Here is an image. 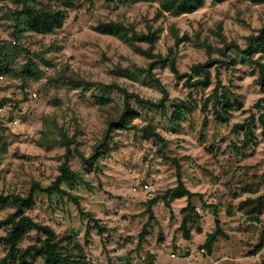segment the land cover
<instances>
[{
    "label": "rangeland",
    "instance_id": "374dc122",
    "mask_svg": "<svg viewBox=\"0 0 264 264\" xmlns=\"http://www.w3.org/2000/svg\"><path fill=\"white\" fill-rule=\"evenodd\" d=\"M36 1L65 10V25L48 35L34 34L21 25V40L17 41L12 12L19 6L16 0H0V43L10 44L13 68L20 74L32 60L34 72L40 76L38 80L8 76L0 80V147H7V153H0V194L26 197L34 182L51 185L67 151L40 144L46 139L60 140L61 133L77 136L76 148L85 158H91L104 140L110 121L123 110L124 91L152 101L162 99L155 83L142 71L149 67L150 60L118 38L94 30L98 24L109 22H121L138 33L147 34L151 29L159 32L154 53L167 57L173 50L181 73H191L193 65L210 58L231 63L219 68L234 107L229 122L216 121L211 107L202 111V102L213 87L189 90L167 65H160L153 74L169 92L167 115L134 101L132 105L141 116L134 123L139 127L155 125L166 143L145 140L142 133L133 130L114 131L100 150V158L84 162L76 153L69 156V166L79 177L71 185H63L67 195L38 193L27 215L50 226L59 238L75 235L91 264H264V249L253 253L260 242L264 213L256 222L247 210H240L244 202L264 194V132L257 122L255 141L245 147L243 131L233 130L251 115L258 120L260 111L254 106L264 95L255 62H264V54L257 53L250 60L231 50L224 58L220 38L221 34L227 42L245 49L248 37L264 27V2L229 0L216 4L209 0L192 15L173 17L159 14L158 3ZM66 1L73 7L66 8ZM174 31L179 38H186L179 47ZM141 46L148 48L147 44ZM126 69L135 75L121 72ZM212 74L215 78L217 68ZM73 80H83L84 84L76 87ZM108 85L115 87L107 90V103L102 107L97 98L101 88ZM184 103L192 110L176 126L170 118L175 106ZM18 111L23 114L21 122L12 127ZM179 178L197 194L188 227L191 239H186L181 230L183 217L189 213H182L187 206L183 198L172 203L171 209L163 201L153 207L155 221L140 242L149 220L147 202L175 188ZM74 197L86 216L80 213ZM215 209L227 237L218 239L209 256L203 245L207 235L216 230ZM14 211L11 205L0 209V237L7 234L3 222ZM44 239L33 231L20 248L41 244ZM6 253L7 247L0 242V260ZM37 263L43 261L37 259Z\"/></svg>",
    "mask_w": 264,
    "mask_h": 264
},
{
    "label": "trees",
    "instance_id": "16d2710c",
    "mask_svg": "<svg viewBox=\"0 0 264 264\" xmlns=\"http://www.w3.org/2000/svg\"><path fill=\"white\" fill-rule=\"evenodd\" d=\"M209 0H106L107 3L129 4L135 5L139 3H158L159 14L167 13L173 17H180L184 15H192L197 11L203 9ZM213 3L222 4L229 0H211ZM264 2V0H254ZM17 7L12 12V17L15 20V35L17 41L21 40V31L19 27L25 26L26 29L34 34L48 35L54 34L56 31L63 29L66 21V11L51 7L48 5L40 4L36 0H16ZM74 4L66 1L65 7L72 8ZM94 30L102 35L118 38L124 44L129 46L135 53L140 54L150 60L149 67L142 71L152 79L156 87L162 93L163 97L159 101H152L141 98L137 94H130L124 91V104L123 110L115 121H110L108 130L105 133V138L99 146L96 147V152L91 158H85L84 155L76 148L78 145L77 136L70 137L66 133H61V139L45 140L40 144L41 147L60 146L65 148L67 153L65 155V162L59 167V175L56 180L49 186L44 187L39 183L34 182L26 197H22L16 194L3 195L0 194V209H5L8 206H13L15 211L11 213L7 219L3 222L8 227V232L5 236L0 237V242L7 247L6 255L0 260V264H38L37 259H41L43 264H91L87 258L84 247L75 240V235H64L58 237L56 232L50 226L41 225L33 220L27 211L35 205V197L38 193L47 194L49 197L54 195H67L63 185H71L74 183L79 175L74 172L69 166V156L76 153L80 159L84 162L93 161L94 158L98 159L103 154V149L108 141L111 139V134L116 130L135 131L142 133L145 140H156L162 144H165V139L159 134L158 129L153 124H148L144 127L137 126L134 122L139 119L140 113L134 110L132 101L139 106L161 112L163 115H167L168 103L170 101V95L165 86L159 79L155 78L153 71L160 65H167L170 71L176 77L178 81H183L186 88L189 90L203 89L207 90L213 87L211 94L202 102V111L205 113L209 107L212 109V113L218 122H229L230 111L234 108L231 103V92L223 84L219 68L230 66L226 60H214L210 58L206 63L195 64L191 68V73H181L177 67V57L174 55L173 50L167 57L155 54V48L157 41L159 40L158 31H150L147 34L138 33L133 27H128L121 22H109L100 23ZM174 37L176 39V46L179 47L186 38H179L178 33L174 31ZM220 38L224 44L222 49V57L228 58V52L236 50L247 59L252 60L254 55L264 54V27L259 30L258 34L248 37V44L245 49H241L237 44L227 42V39L220 34ZM142 44H147L148 48L143 49ZM10 45V44H9ZM7 42L0 43V76L21 78L26 80H38L40 76L34 72L35 65L32 60L24 66L23 71L18 72L13 68L10 49ZM232 64H235L234 60H231ZM218 64L220 65L218 67ZM259 77L258 84L261 87V91L264 95V62H255ZM217 68V74L215 78L212 74V69ZM122 73L133 77L135 74L132 70H121ZM215 79V80H214ZM59 82V80H57ZM77 86L80 87L84 84L83 80H73ZM88 87L92 84L85 83ZM115 87V86H114ZM112 85L103 86L101 88V96L97 98V104L104 106L107 103V94L110 89L114 88ZM175 111L170 118V122L176 126L180 125L181 118L186 115L187 112H191L192 108L187 103L183 106H175ZM254 108L260 111L258 120L254 115H251L242 124L234 126V131H243L245 143L247 147L249 143L255 141V133L257 129V122L262 126L264 132V96L255 104ZM0 153H7V147L3 144L0 147ZM197 194L191 192L179 178L178 184L175 188L169 189L163 195L157 196L147 202L146 213L149 215V220L143 228L140 234V242L144 241L147 236V230L151 224L155 221V214L153 207L160 201L165 202L167 208L171 209V204L179 199L186 198L187 206L182 210L185 214L183 217L181 230H183L186 239L190 240L191 236L188 231L189 224L191 222V216L195 208L193 206V199ZM78 206L80 213L83 216L86 214L83 212L78 198H73ZM241 211L247 210V215L251 217L253 221L260 222V216L264 213V194L254 200H248L241 205ZM216 214V230L207 235L206 241L203 245V249L207 251V255L213 254L215 244L219 238H226V234L223 231L221 222ZM92 221L98 224L92 217ZM262 228V227H261ZM36 231L38 234L45 236V239L41 244H34L28 246L26 249H21L20 244L25 237ZM70 247V250L67 248ZM264 249V229L261 231L260 242L256 248L257 253Z\"/></svg>",
    "mask_w": 264,
    "mask_h": 264
},
{
    "label": "built area",
    "instance_id": "2783aa9c",
    "mask_svg": "<svg viewBox=\"0 0 264 264\" xmlns=\"http://www.w3.org/2000/svg\"><path fill=\"white\" fill-rule=\"evenodd\" d=\"M3 79H4V77L0 76V80H3ZM32 96H33V97H36V94H32ZM22 115H23V114H22L21 111L16 112L15 117H14V120H12V122H11L10 125H11L12 127H17V126L19 125V123L21 122ZM1 122H2V120H1V118H0V123H1ZM144 189H145L148 193H150L149 195H150V197H151L152 194H151V192H150L149 186H148V185H145V186H144ZM196 209L199 211L200 208L197 207ZM260 226L262 227V229H264V219L262 220ZM202 252H204V250H202ZM172 257H175V255H172Z\"/></svg>",
    "mask_w": 264,
    "mask_h": 264
}]
</instances>
